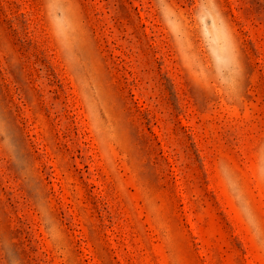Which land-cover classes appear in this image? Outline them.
Masks as SVG:
<instances>
[{
  "label": "rangeland",
  "instance_id": "1",
  "mask_svg": "<svg viewBox=\"0 0 264 264\" xmlns=\"http://www.w3.org/2000/svg\"><path fill=\"white\" fill-rule=\"evenodd\" d=\"M0 264H264V0H0Z\"/></svg>",
  "mask_w": 264,
  "mask_h": 264
}]
</instances>
